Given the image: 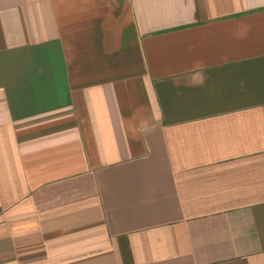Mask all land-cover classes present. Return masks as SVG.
Returning a JSON list of instances; mask_svg holds the SVG:
<instances>
[{"label":"crops","instance_id":"obj_1","mask_svg":"<svg viewBox=\"0 0 264 264\" xmlns=\"http://www.w3.org/2000/svg\"><path fill=\"white\" fill-rule=\"evenodd\" d=\"M0 264H264V0H0Z\"/></svg>","mask_w":264,"mask_h":264}]
</instances>
